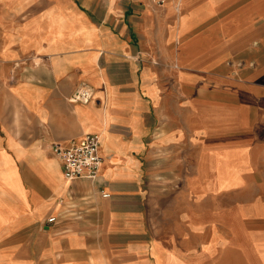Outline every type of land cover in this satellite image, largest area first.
I'll return each mask as SVG.
<instances>
[{"label":"crops","instance_id":"0c3cea01","mask_svg":"<svg viewBox=\"0 0 264 264\" xmlns=\"http://www.w3.org/2000/svg\"><path fill=\"white\" fill-rule=\"evenodd\" d=\"M66 1L0 0V264H264L263 2Z\"/></svg>","mask_w":264,"mask_h":264},{"label":"built area","instance_id":"2783aa9c","mask_svg":"<svg viewBox=\"0 0 264 264\" xmlns=\"http://www.w3.org/2000/svg\"><path fill=\"white\" fill-rule=\"evenodd\" d=\"M157 4L163 5L168 0H154ZM180 0H178L179 2ZM242 62L239 63L241 65ZM72 93L70 100L88 102L93 98V90L81 85ZM101 134L87 133L80 140L73 141L69 146L53 144L52 149L59 157L63 175L67 180L86 177L95 179L103 165V157L100 152ZM103 196H110V192H103ZM55 217H50L49 221H54Z\"/></svg>","mask_w":264,"mask_h":264},{"label":"rangeland","instance_id":"374dc122","mask_svg":"<svg viewBox=\"0 0 264 264\" xmlns=\"http://www.w3.org/2000/svg\"><path fill=\"white\" fill-rule=\"evenodd\" d=\"M60 2H62L63 4H65V3H67V1L66 0H59ZM237 1H239V2H253L254 3V5L256 6L258 3L260 4V3H262L263 2V6H261V8L263 7V10H264V0H237ZM14 9H17L16 7L14 8ZM11 20H13V19H11ZM14 21H16L15 19H14ZM17 22V21H16ZM15 22H13V21H11V26L14 24ZM242 66H243V62H242V64H241Z\"/></svg>","mask_w":264,"mask_h":264}]
</instances>
